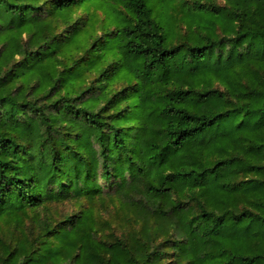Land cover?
Wrapping results in <instances>:
<instances>
[{
	"label": "trees",
	"instance_id": "trees-1",
	"mask_svg": "<svg viewBox=\"0 0 264 264\" xmlns=\"http://www.w3.org/2000/svg\"><path fill=\"white\" fill-rule=\"evenodd\" d=\"M0 264H264V0H0Z\"/></svg>",
	"mask_w": 264,
	"mask_h": 264
},
{
	"label": "rangeland",
	"instance_id": "rangeland-1",
	"mask_svg": "<svg viewBox=\"0 0 264 264\" xmlns=\"http://www.w3.org/2000/svg\"><path fill=\"white\" fill-rule=\"evenodd\" d=\"M156 14H157V16L159 17L160 20H164L166 18L165 14H163L162 12H157ZM81 31H83V30H81Z\"/></svg>",
	"mask_w": 264,
	"mask_h": 264
}]
</instances>
